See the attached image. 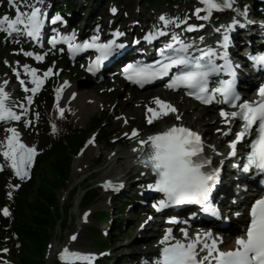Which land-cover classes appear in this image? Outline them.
<instances>
[{
    "label": "snow or ice",
    "instance_id": "6c2138e0",
    "mask_svg": "<svg viewBox=\"0 0 264 264\" xmlns=\"http://www.w3.org/2000/svg\"><path fill=\"white\" fill-rule=\"evenodd\" d=\"M234 2L235 0H199L202 7L195 8L194 15L199 19H210L213 11L231 9ZM9 3L15 7L16 15L14 18L8 14L0 17V31H4L13 38H15L14 34L25 35L38 41L46 22L49 21L48 13L44 10V0H9ZM111 12L116 13L117 8H111ZM202 12L205 15L201 16ZM159 19L163 22V27L156 28L154 32L150 31L144 37L145 40L151 42L158 36L166 35L169 25L179 27L184 24L187 31L204 27L203 24H188L187 18L162 15ZM56 22L67 23L60 15L51 18V23L55 24ZM238 24L240 21L233 19L229 24L221 26L224 30V36L219 41L222 47L228 46L230 41L228 33ZM220 30V28L216 29V31ZM98 33L99 29H97V34L82 41H77L75 32L59 34L52 36L51 42L55 46L56 43L63 41L73 54L88 49L98 52L99 55L90 60L88 64V71L95 73L102 66L104 60L125 46L124 43L118 42L117 38L125 35L119 29L114 31L113 38L105 41H101ZM20 51L24 50L20 49ZM192 52L198 54L194 56ZM158 53L161 59L154 63L138 61L134 64H128L123 70L124 76L143 87L145 83L168 75L176 67L177 72L170 79L167 87L177 89L180 86H186L190 89V95H195L204 103H210L215 99L217 93L222 95L224 102L230 103L238 109L232 112L221 110L225 122L231 123L228 117H239L244 122L241 130L235 134V140L230 142L232 150L229 155H236L237 143L243 141L246 135H251L253 126H256V135L250 143V151L242 164V171L249 172L255 168L264 173V86L259 88L257 100H244L239 104L236 102L241 101V97L231 81H223L219 87L210 89V77L213 74L220 72L235 74L231 61L227 57V52L219 55L217 50L212 47L195 48L191 41L185 42L176 32H173L171 39L158 49ZM24 54L34 56L36 60L44 59V55L32 51H24ZM218 55L220 59L224 60V64L216 63ZM255 59L260 66H264V53L259 54ZM23 69L26 74H30L31 83L35 86L29 89L23 79L20 80V83L24 85L26 92L33 94L40 89L44 78L53 72L51 67L48 68L42 78L37 76V69L30 68L27 64L23 65ZM13 71L19 78V70L13 69ZM4 83L7 84L8 82L5 81ZM61 90L57 89V93ZM8 98L9 93L6 92L5 88L0 87V121L21 120L25 112H17L11 105L7 104ZM57 99H59V95ZM154 99L156 104L162 106L163 109L171 112L177 111L170 103L158 97ZM27 101L29 103L32 101L31 95L27 97ZM20 107L24 108L25 106L21 104ZM63 111L64 109L61 108V115ZM148 112L152 114L148 117L149 123L154 117L160 115L155 108L149 107ZM36 115L38 117L39 113ZM179 118L177 116V119ZM26 123L30 124L31 122L26 121ZM53 128L55 130V125ZM6 131L11 135L6 137V144L0 142V147H3L2 155L10 161L11 167L16 170V175L24 179L29 176L27 166L33 162L37 150L34 146L29 147L19 139L20 133L15 127ZM228 132H231V128L228 129ZM136 134L137 132L134 130L133 136ZM149 142H151L150 150L144 154L141 163L155 173V182L147 185V187L164 193L165 198L158 201L157 208L174 204L196 203L202 205L204 211H212L213 214H217L211 206V193L219 179V169L206 167L211 163V160L202 155L203 141L199 133L183 125H172L149 136L147 140L139 141L140 144L144 145L149 144ZM234 166L240 167L241 165ZM2 168L3 165H0V169ZM108 183L111 184L110 181ZM15 187H19V185H15ZM3 211L5 215H9L7 208ZM181 231L185 236L184 241L176 240L175 243H168L170 239L175 240V237L172 236V229H168V234L161 242L165 247H163L161 255L154 264H206L209 260L213 264H264V197L257 199L252 206L250 225L245 230L246 236L242 235L237 238V246L234 249L222 251L218 246L220 241L213 236L211 231H205L202 234L196 233L191 238H189L186 228L181 229ZM72 239H75V236ZM3 251H7V249ZM200 251H205L206 255L201 257ZM69 257H84V254L70 252L69 249L65 248L61 258L68 259Z\"/></svg>",
    "mask_w": 264,
    "mask_h": 264
},
{
    "label": "rangeland",
    "instance_id": "374dc122",
    "mask_svg": "<svg viewBox=\"0 0 264 264\" xmlns=\"http://www.w3.org/2000/svg\"><path fill=\"white\" fill-rule=\"evenodd\" d=\"M55 1L56 9H61L62 4H64L63 2H66V0ZM70 1L76 8L72 10L71 15L73 14L78 17L79 22L77 25L83 26L85 21H89L88 25L92 30H105L107 24H117L119 25L117 27H126L129 25L131 26L134 22H141V24L147 28L152 25L156 29L161 26L158 22L159 16L165 15L167 17L182 18L184 13L191 7L190 0H179L178 5L175 7L169 8L163 6L158 10H152L142 0H112L111 4H109V9L115 6L118 10V14L113 17L109 13H104L103 15V12L97 10L88 0ZM243 1H247L249 4L250 0ZM0 5L2 8L6 6L8 14H11L12 18L15 17L16 9L10 5L8 0H0ZM93 14H96L95 17H93ZM109 25L107 27H109ZM80 29H82V27H80ZM108 29L109 28H107V30ZM17 62L12 52L0 58V87L5 88L6 92L9 93V98L6 100V103L11 105L17 112H25V115L19 121L9 120L8 122L0 124V142L6 144V137L11 135V133L6 130L15 127L20 133L19 139L29 147L34 146L36 148L37 151L33 157L34 161L36 155L44 145L61 135L66 129V126L69 125L79 131H85L89 129L91 125H95L97 122L96 120L100 116H106L104 117L106 126L102 130L97 131V138H92L86 149H83L81 154L75 159L71 186L56 192L61 208L70 206L71 209L68 216L65 217L64 215L63 217V224L66 220L68 221L66 226H63V224L58 225L54 231V237L45 252L46 264H88L87 261L93 258H95V263L98 264L103 262L105 257H110L113 264H148L149 259H147L146 256L148 255L150 244H152L153 249L156 247L155 253L153 252V254L150 255L153 262L159 252L158 245L163 236V225L159 226L158 223L150 221V214H145L143 216V214L139 215V212H132L133 209H137L133 202L135 198H137V194L141 192L140 190L143 186V184H141L139 172L136 169H132L128 171L129 173L122 183L113 181L109 184L108 182L114 180L115 175L120 171L118 168L120 166L117 164L113 170L106 169V162L108 158L117 151H127L131 147L138 145L139 141L145 137L174 124H185L199 129L206 139L207 147L211 148L212 151V148L216 146L217 138L222 136V132L225 128L224 126L221 128L218 127V134H216L215 128H213L211 132H206L207 127L215 126V124L208 123L211 122V119L218 118L217 112L199 107L195 103L185 98L183 99L182 95L171 93L170 96H167L168 92L165 93L161 89L145 91L131 89L126 87L119 79L110 78V76L104 77L105 80H103V82L97 83L94 79L84 77L82 69L79 66L73 65L70 70H66L63 66H60L57 71V67L53 64L51 68L53 69L52 73H55L56 79L53 80L52 78L51 82H56V101L51 109L49 108L42 113L39 112L38 108L34 107L33 102L35 96L42 89L46 80L52 73L44 78L43 84L36 93L26 92L24 90V85L20 83L21 79L24 80L25 85L29 89L35 85L31 83L30 74L24 72L23 65H25V63L19 62L17 64ZM82 66H84V63ZM30 68L34 67L30 66ZM13 69L19 70V78ZM45 72L46 71L38 70L37 76L43 78ZM5 81L8 83L5 84ZM64 82L75 85L76 97L83 95L89 98L88 101L91 103L89 104L90 110L87 113L82 112V115H80L78 111L73 113L71 110L65 109L61 115V108L57 103V89L62 86ZM157 92L160 93L163 99L170 103L173 102V106L177 111L167 112L166 109H163V116L168 118L163 122L149 123L148 108H152L151 105L155 103L154 98L156 97L154 95ZM29 95L32 96V101L30 103L27 101ZM21 104L25 107L21 108ZM70 105H72V103H70ZM177 105L179 106L176 107ZM187 108H191L192 110L188 111ZM37 113H39L38 117L36 115ZM177 116L180 118L177 119ZM201 116H203L204 121L202 124L200 121H195ZM26 121H30L31 123L28 124ZM53 125H55V130ZM108 128L114 130L111 142L114 143L116 140H122L120 142H124L125 144L121 143L120 145L111 147L100 143L99 138L105 134L104 132H106ZM134 130L137 132L135 136H133ZM92 133V131L89 132L87 138H89ZM222 150L224 149H221V147L217 149V154ZM2 152L3 147H0V165H3L0 171L6 170L9 171L13 177L17 176L16 170L11 167L10 161L3 157ZM100 157L102 161L98 162ZM28 166L31 170L34 167V163L32 162ZM7 184L11 193L9 196L11 197L18 187H15V183H12V181H8ZM86 184H91L94 188L101 190V199L96 205L91 207H84L82 205L83 196L81 197L80 205H77L76 202L78 196L83 194L81 192H83L82 189ZM73 188L79 190V195L77 194L78 196L76 195L74 198H71L69 191ZM234 188L237 191H241L239 187L234 186ZM63 196H66V200L62 199ZM125 198L129 201L131 200V205L127 211V216L125 215L129 227L123 237L124 241L113 246L114 242L111 240L109 249H105L104 252L96 248L92 243V237L97 230L102 231L106 227L107 221L95 219V214L110 211L113 221L116 220V217L120 219L121 214L117 213V209L121 201ZM5 208L9 211V207L6 206L0 208V213H4L3 210ZM240 208L241 207L237 209V212H241ZM85 211L89 212L87 216H85ZM84 217L86 218L83 219ZM147 220L148 222L145 223ZM234 224L240 225V222L238 220L233 221L232 225ZM113 226L114 227L111 229L112 231L109 233L107 232L109 239L116 235L115 225L113 224ZM159 231L161 233H159ZM73 236H75V239H72ZM65 248L71 249L72 251H81L86 257L90 258H85L84 261L78 260L73 263H66L69 261L66 260L65 262L61 258ZM3 264L16 263L8 259Z\"/></svg>",
    "mask_w": 264,
    "mask_h": 264
},
{
    "label": "trees",
    "instance_id": "16d2710c",
    "mask_svg": "<svg viewBox=\"0 0 264 264\" xmlns=\"http://www.w3.org/2000/svg\"><path fill=\"white\" fill-rule=\"evenodd\" d=\"M112 0H88L97 10L108 13L109 4ZM151 9L176 4V0H143ZM65 11L75 9L70 0L64 2ZM8 47L3 43L0 35V58L9 53ZM20 59L22 56L18 55ZM66 68L70 67L67 57L54 55L51 61H61ZM43 68L42 65H38ZM55 83L48 84L35 99V107L39 112L51 108L54 102ZM105 115L99 117L95 125L85 131H79L71 126H66L64 132L44 145L38 153L31 176L25 182L13 177L9 172L0 174V208L9 207V215L0 213V264L10 259L16 264H46L45 252L54 237V231L58 225H62L65 217L70 213V206H60L56 192L60 189L71 186L73 164L86 141L89 132H97L106 126ZM113 129L108 128L105 134L99 138V142L109 146H117L120 143L111 144ZM102 161L101 157L98 162ZM17 179V180H16ZM8 181L19 185L13 196H9L10 189ZM85 191L82 198L84 207L96 205L101 199V190L94 188L91 184L84 185ZM79 190L73 188L69 191L71 198H74ZM128 209V202L121 201L118 213L120 219L115 221L116 235L105 236L102 231L97 230L92 237V243L96 248L105 250L109 248L111 240L113 246L124 241V236L129 227L125 217ZM110 213L103 212L95 214V219L108 221ZM66 223L63 226H66ZM122 237V238H119ZM7 249V251H3ZM110 257L99 264H111Z\"/></svg>",
    "mask_w": 264,
    "mask_h": 264
},
{
    "label": "bare ground",
    "instance_id": "6f19581e",
    "mask_svg": "<svg viewBox=\"0 0 264 264\" xmlns=\"http://www.w3.org/2000/svg\"><path fill=\"white\" fill-rule=\"evenodd\" d=\"M108 25L109 24H107V26ZM255 25L256 26H260L261 22L256 21ZM248 31L250 32V35L248 37L249 38V43H250V45L252 47H259V46H263L264 45V36L261 37V35L257 34L250 27H248ZM216 35H218V33H216ZM58 89H62L59 93H57V96L59 95V99H57V103H58V106L60 108H64V110L65 109H69L73 113L75 111H78V113H80V115H82L81 114L82 112L87 113L90 110V105L89 104L91 102L88 101L89 98L85 97L83 95L76 97V95H75V85L74 84H70L69 82H67V84H65V82H64V84L62 86H60ZM165 93H167V92H165ZM167 94H168L167 96L171 95V93H167ZM154 96L156 98L158 97L159 99L167 102V100H165V99H163L161 97L159 92H157ZM70 103H72V105H70ZM171 105H174V103L171 102ZM151 106H152V108L157 109V111L160 113V115H158V116L153 118L152 122H163V121H165L168 118V117H164L163 116L164 113H162V111H163L162 106L156 104V102L153 105H151ZM178 106L179 105H177L176 107H178ZM187 110L190 111L192 109L191 108H187ZM210 111H211V108H210ZM150 115H152V114L148 112V117ZM195 121H200L201 124H202V122H204L203 121V116L197 118ZM225 123L226 122H222V120L220 118H215L213 120L211 119V122H209L208 124H215V126L214 127H207L206 128V132H211L213 130V128H215L216 129L215 132H216V134H218V132H219L217 130L218 127H220V128L223 127ZM226 127H227V129H229L231 127L234 128L235 125H232V122H231V123H228ZM147 139H148V137H145L142 140H147ZM150 143L151 142H149V144ZM141 145L143 146L144 144L138 143V145H136L135 147H131L127 151H120L119 150V151H117L116 153H114L112 156H110L108 158V160L106 162V169L113 170V169H115L117 164H119V166H120V167H118L120 171L117 172V174L114 177L115 179L111 180V183L113 181L122 183L123 180L125 179L126 175L129 173L128 171L132 170V168L133 169L137 168L139 170V172H142L144 170L139 165H135V162L137 160L138 150L141 148ZM220 147H221V149H224V150H222L220 153L218 152V154H217V149H219ZM212 151H211V148H209L208 151H207V155L212 158L213 163H215V164L217 163V165H218V163H221L223 165V164H225L226 161H228V162L230 161V159H229L230 158L229 157L230 156L229 155L230 150H229V147H228L227 137H223V136L218 137L217 140H216V146H214L212 148ZM230 163L231 162H229V164ZM224 174H227V172L224 173ZM225 193H226V196H225V199L223 200V208L227 207V206H230V202L232 200L230 198V196H227L228 195V191H225ZM62 199L66 200V196L65 197L63 196ZM76 202H77V205H80V203H81V196L80 195L76 199ZM243 210L244 211L242 212V215L239 218L240 221L241 220L242 221L245 220V215H246L247 208L243 207ZM235 212H237V211H235ZM83 219H85V218H83ZM239 228L242 229L240 226H239ZM159 233H161V232L159 231ZM228 237L229 236H227V239L231 240V236L229 238ZM154 248L155 249H153L152 248V244H150L149 252L147 253L148 255L146 256V258L149 259V263L148 264H154L152 262L151 257H150V255H152L153 252L155 253L156 247H154ZM69 251L72 252L71 249H69Z\"/></svg>",
    "mask_w": 264,
    "mask_h": 264
},
{
    "label": "water",
    "instance_id": "95a60500",
    "mask_svg": "<svg viewBox=\"0 0 264 264\" xmlns=\"http://www.w3.org/2000/svg\"><path fill=\"white\" fill-rule=\"evenodd\" d=\"M28 168V167H27ZM28 171H29V174H30V170L28 169ZM25 179V178H24Z\"/></svg>",
    "mask_w": 264,
    "mask_h": 264
}]
</instances>
